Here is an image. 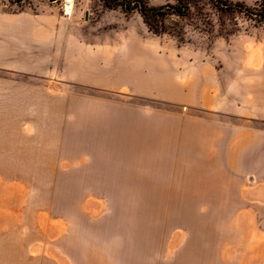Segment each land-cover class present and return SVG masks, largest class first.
<instances>
[{"label":"rangeland","instance_id":"rangeland-1","mask_svg":"<svg viewBox=\"0 0 264 264\" xmlns=\"http://www.w3.org/2000/svg\"><path fill=\"white\" fill-rule=\"evenodd\" d=\"M65 7L0 0L39 19L0 68V264H264V0Z\"/></svg>","mask_w":264,"mask_h":264},{"label":"crops","instance_id":"crops-1","mask_svg":"<svg viewBox=\"0 0 264 264\" xmlns=\"http://www.w3.org/2000/svg\"><path fill=\"white\" fill-rule=\"evenodd\" d=\"M39 19L29 14H0V35L4 39V63L0 68L8 71L19 70L20 60L16 46L23 39H31L38 33Z\"/></svg>","mask_w":264,"mask_h":264},{"label":"trees","instance_id":"trees-1","mask_svg":"<svg viewBox=\"0 0 264 264\" xmlns=\"http://www.w3.org/2000/svg\"><path fill=\"white\" fill-rule=\"evenodd\" d=\"M184 6V4H181L180 1H179V7H176L175 11L177 12H180L181 11V8ZM146 9L145 8H141V13L143 16L146 15Z\"/></svg>","mask_w":264,"mask_h":264},{"label":"bare ground","instance_id":"bare-ground-1","mask_svg":"<svg viewBox=\"0 0 264 264\" xmlns=\"http://www.w3.org/2000/svg\"><path fill=\"white\" fill-rule=\"evenodd\" d=\"M72 10V3L70 5H66L65 7V14H70Z\"/></svg>","mask_w":264,"mask_h":264},{"label":"built area","instance_id":"built-area-1","mask_svg":"<svg viewBox=\"0 0 264 264\" xmlns=\"http://www.w3.org/2000/svg\"><path fill=\"white\" fill-rule=\"evenodd\" d=\"M62 2L65 5H70L71 3L73 4L74 0H62Z\"/></svg>","mask_w":264,"mask_h":264}]
</instances>
